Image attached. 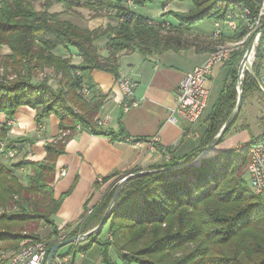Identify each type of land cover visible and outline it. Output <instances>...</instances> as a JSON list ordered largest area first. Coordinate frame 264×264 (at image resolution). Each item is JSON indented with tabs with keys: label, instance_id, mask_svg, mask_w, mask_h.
Segmentation results:
<instances>
[{
	"label": "trees",
	"instance_id": "1",
	"mask_svg": "<svg viewBox=\"0 0 264 264\" xmlns=\"http://www.w3.org/2000/svg\"><path fill=\"white\" fill-rule=\"evenodd\" d=\"M62 1L68 2V0ZM98 1H104L105 4L107 2L106 7L114 8L120 21L118 26L112 27L111 30L102 35H99L97 31L75 27L70 23L60 24L51 30L61 39L65 49L68 51H71V48L76 49V53L81 59L80 64H72L69 57L63 59L59 56L50 55L49 48L45 49L47 47L45 40L41 36H36L45 29L27 24H13V19L17 15L11 16L9 13L12 10L7 7L1 9L0 44L8 45L13 51L12 64L17 72V77L13 80L5 77L0 78V114H5L11 118L20 106L27 105L36 110L37 124H41L49 114H55L63 132L67 130L74 132L80 125L81 129L96 135L110 136L113 139L125 135V128L121 123L118 132L99 125V113L105 96L94 83L91 76L92 70H106L119 78L117 55L121 50L139 51L143 56L148 57L152 53L162 54L169 50L178 52L184 49L186 44H183L181 36V39H178L159 34L158 30L165 28L163 20H156V18L149 17L140 11V8L154 0ZM129 1H132V6ZM162 1L163 5H166L171 1L186 0ZM190 1L192 3L190 12L174 14L179 22L177 31L180 35H184L185 30H191L195 27L201 28L200 23L207 19L211 22L215 20L225 21L230 16L236 20V29L232 30L223 23L221 35H216V27L213 23L214 28L206 30L207 35L214 39L222 38L235 42L247 35L246 17L242 14L243 5L241 6L233 0ZM74 3L85 4L82 0ZM244 5L249 6L252 10L256 8V2L253 0H244ZM21 11L23 16L26 15L22 8ZM14 27L15 31L12 34L9 36L4 34L5 31H8L7 28ZM104 37L107 38L104 45L106 55L101 54L95 44L97 40ZM36 38L41 42L36 44L38 41ZM251 40L252 38H250ZM206 48L211 51L217 49L216 47L211 48L209 45ZM242 56V50L234 51L230 59L224 64V67H227V74L220 93L214 102L210 103L203 119L205 127L200 146L181 157L175 156L171 148L160 146L158 148L163 149L171 158L162 164H155L149 169L177 165L183 167L130 178L124 184L103 228L82 242L67 245L68 249L73 252L71 253L73 254V262H75L74 259L78 253L86 254L88 250L94 248L93 246H97L102 264H140L138 256L127 252L121 256V263L113 259L111 254L113 247L118 248V240L122 239L121 236L125 234L124 231L130 225H132L131 227L149 225L152 226L151 229H154L159 224L167 223L171 227V223H178V230L174 232L167 230L157 236L145 234L143 237L145 244L139 250L148 253L162 251L175 244L179 245L186 241L195 240V237L201 235V232L197 231V227L194 225L188 226L187 217L184 220L182 215L184 212H188L186 210L191 209L193 210L191 212L194 213L193 219H195L197 214L194 211L201 207L198 205L205 200H212L223 204L229 202L238 204V206L235 205L230 208L229 213L216 211L202 216L205 218L206 215H210L216 219L214 224L219 227L216 228V231L219 232L217 237L221 241L219 243L225 246L232 242L237 243L244 233H250L254 235L250 242L255 245L256 252L261 256L248 264H264V194H256L245 179V174L248 173L247 165L250 161V145L264 141V136L252 134L250 141L239 148L215 152L196 164L185 165L198 156L201 150L220 131L235 109L238 100V66ZM261 57V47H258L257 59L253 67V73L258 79L261 78L263 70ZM47 66L54 67L58 72H63L65 81L61 79L60 84L63 87L60 89L53 88L47 80L35 81V69ZM255 76L248 71L245 73L241 83L244 90L243 100L249 92L254 90L261 92ZM85 85L90 91L88 99L83 98ZM240 115L241 110L219 143H222L233 131H237L236 125ZM6 125L4 124L0 128V137L2 138L7 130ZM244 129L246 127L241 130ZM189 130H186L187 133ZM70 136L68 134L55 142L47 143V156L41 161L27 159L26 155L16 162H10V165L0 161V220L6 219L8 222L17 224H29L30 221L44 220L51 230L46 235V240L35 230L25 235L19 233L11 235L8 228H4L0 231V241L8 240L7 243L9 244L0 250L15 251L31 242L43 240L47 243L50 252V249L59 242L63 235L62 229L55 223L53 217L58 213L66 194L59 198L55 197L56 159L64 153V144ZM25 139L9 141L2 154L7 155L9 151L16 150L17 144L24 142ZM24 167L30 169L25 177V184L14 174L15 170ZM139 171L141 169L127 172L116 180L104 195L101 203L86 216L77 228L80 227L85 233L93 223L99 225L119 181L124 176ZM9 209L10 211H7ZM179 218L181 219L179 220ZM104 229H106L105 235L107 236L103 238ZM132 232L129 230L125 236H132L134 234ZM77 233L78 230L74 229L69 234H64V239L75 236ZM109 235L112 236V240ZM123 239L126 238L123 237ZM24 240H31V242L21 244V241ZM200 248L192 250L190 255L196 253L195 256L199 257L202 252L204 253L203 249ZM214 262V264H243L237 258V253L232 255L226 252L225 255L221 253L220 256H215ZM191 263L189 259L186 262L178 261L174 264Z\"/></svg>",
	"mask_w": 264,
	"mask_h": 264
},
{
	"label": "crops",
	"instance_id": "2",
	"mask_svg": "<svg viewBox=\"0 0 264 264\" xmlns=\"http://www.w3.org/2000/svg\"><path fill=\"white\" fill-rule=\"evenodd\" d=\"M209 51L204 47L200 49L193 46L188 50H169L148 57L139 51L120 56L117 62L119 75L131 76L136 83V104L127 112L118 103L121 91L117 76L106 70H92V79L105 96L99 113L100 121L105 120L102 126L116 132L120 129V123L125 128V135L117 139L96 135L81 127H77L74 132H63L59 127V119L53 113L37 124L36 110L27 105L20 106L11 118L0 114V128L7 124L5 136L0 137V161L4 157L3 147L9 141L26 138L17 144L15 155H20V158L26 155L27 159L41 161L47 156V143L70 134L64 144V153L56 159L55 197L66 195L53 218L63 235L74 229L80 234L82 230L77 226L85 220V211L95 209L123 174L136 169L148 170L155 164L165 162V153L158 147H169L175 156L181 157L200 146L203 121L191 127L180 119L172 121L169 117L176 105L179 83L188 71L203 62ZM124 58L128 60L125 63L122 61ZM221 71L219 68L215 70L214 76H210L211 88ZM89 96L90 91L83 92V98L88 99ZM108 116L111 119L106 121ZM188 129L193 133L188 134ZM155 136L159 140L152 148L146 141ZM126 137L140 141L141 146L127 141ZM250 139L247 131L231 133L215 151L239 148ZM62 171L65 173L62 174ZM96 226L93 223L87 230ZM84 255L86 258L87 254Z\"/></svg>",
	"mask_w": 264,
	"mask_h": 264
},
{
	"label": "rangeland",
	"instance_id": "3",
	"mask_svg": "<svg viewBox=\"0 0 264 264\" xmlns=\"http://www.w3.org/2000/svg\"><path fill=\"white\" fill-rule=\"evenodd\" d=\"M76 1L78 2V0H68V2L65 3L62 0H0V11L3 7L11 9L12 12L9 14L11 16H14V14L17 15V17H14L13 19V24H27L38 27L40 29H45V31H41L36 36H41V38L45 40V45L47 46L45 49L47 50V48H49L48 50L50 51V55L52 54V56H59L63 59L69 57L71 59L70 62L72 64H80L81 59L78 57L76 49L71 48V51L65 49L63 47V42L61 41V39H59V37H57L51 30L60 26V24L70 23L78 28L88 29L90 31H97L99 35H102L106 31L111 30L112 27L118 26L120 21L117 18L116 11L114 10V8L106 7L107 2L105 4L104 1L99 2L98 0H82V2L85 4L79 5L78 3H74ZM21 8L23 9V13H26V15H22ZM191 8L192 3L190 0L174 2L171 1L166 5H163L162 0H154L143 8H140V11H142L149 17L156 18V20H163V25L165 28L162 30H158V33L161 35L169 36L170 38H182L184 42L183 44H186L183 50H188L193 46L196 48H206L207 45H209L211 48H235L237 46L235 41H229L228 39L223 40L222 38L214 39L211 38V36L207 35L206 30H212L214 28L213 22L208 19L200 23L201 28L195 27L191 30H185L184 35H180L177 31L179 22L176 20V17H174V14L188 13L190 12ZM7 30L8 31H5L4 34L6 36H9L15 31V27L7 28ZM40 42L41 41L38 40L36 44ZM106 42V37L101 38L95 42V44L99 48V52L103 55H105L106 52L104 49V45ZM249 43L250 41L246 43L245 47H240L235 51L242 50L244 56V53ZM130 52H132L131 49L121 50L117 56L119 58L120 56L124 54H129ZM212 52L213 51L211 50L209 51L208 55L203 60V62L209 59L210 54ZM155 54L160 53H152L150 55ZM12 55L13 51L8 45L0 44V78L5 77L9 80H13L17 77V72L15 71L12 64ZM241 60L239 61V65L241 63ZM122 61L123 63H125L128 60L124 58ZM222 66L224 65H216L211 74L212 76H214L215 70H218L219 68L222 69L219 77H216L214 81L213 88H211V104L214 102V100L220 93V90L227 74V67ZM253 67L254 64L252 65V69ZM35 70V81L47 80L53 88L60 89L61 87H63V85L60 84L61 79L65 81L63 72H58L54 69V67L49 66L44 68L38 67ZM241 88V84L238 80V95ZM203 119L201 121H203ZM204 127L205 125H203L202 132L204 131ZM244 127H246V129L248 130H241ZM236 128L237 131H233L232 133L247 131L248 135L254 134L257 136H264V94L262 92L254 90L252 92H249L245 96L241 107V115L236 125ZM3 148H5V146ZM19 156L20 155L17 154L15 155V157L11 158L5 154L1 161L10 165V162H16L18 159H20ZM29 172L30 169L24 167L15 170L14 174H16L21 180V182L25 184V177ZM245 179L250 183V176L248 173L245 174ZM235 205L238 206L237 203L233 202L223 204L218 201L205 200L198 205L201 207L194 211L197 214V217L195 219H193L194 213L191 212L193 210H186L188 212L183 213V219L186 220L185 218L187 217V225L196 226L197 231L201 232V235L195 237V240H191L189 242L186 241L179 245L175 244L173 246L168 247V249H164L162 251L157 252L154 251L148 253L139 250L145 244V241L143 239L145 234L150 236H157L163 234L167 230L174 232L178 230V223H171V227H169L167 223H163L161 225L159 224L154 229H151L150 227L152 226L149 225H142L139 227H137V225L131 227L132 225H130V227L124 231L125 234L121 236L122 239L118 240V248L115 249V247L112 246V257L113 259H116L119 261V263H121V256L125 255L127 252L131 255L138 256L140 264H174L178 261L186 262L189 259L192 262L191 264H214L215 256H220L221 253L225 255L226 252L232 255H235L237 253V258L243 264L251 263L252 261L259 259V256H261L259 253L256 252L257 248L255 247V245H252V242H250L251 240H253L254 235H251L250 233L246 232L243 236H241L240 240L237 243L232 242L227 246L222 245L219 243L221 241H219L217 237L219 232L216 231V228L219 227L218 225L214 224V222L216 223V219H213V217H211L210 215H206L205 218L202 217L204 214L209 212L222 211L225 213H229L230 208H233ZM7 211H10V209ZM180 219L181 218H179V220ZM4 228H8L11 235H16L18 233L21 235H25L32 233L35 230L36 233L40 234L42 237H45L46 240V235L51 231L50 226L44 220L30 221L29 224H17L14 222H8L6 219L0 220V231H2ZM129 230H132V233L134 234L130 237H126L125 235L128 234ZM82 233L83 232H80V234ZM105 234L106 229L103 230V238L107 236ZM247 234H250L251 236ZM123 237H125L126 239H123ZM109 238L112 240L111 235H109ZM7 241L8 240L0 241V248H4L5 246H7L9 244L7 243ZM28 242H31V240L21 241V244H25ZM93 247L94 248L87 251L86 258L84 254L81 255V253H78L76 255V259H74L75 262H73L72 259V261H69V264H102L100 262V258L98 257V247ZM196 248L203 249L204 251V253L202 252L199 257L195 256L196 253L190 255V252ZM59 250L63 252L66 251V253H73L70 249H68V246H65Z\"/></svg>",
	"mask_w": 264,
	"mask_h": 264
},
{
	"label": "built area",
	"instance_id": "4",
	"mask_svg": "<svg viewBox=\"0 0 264 264\" xmlns=\"http://www.w3.org/2000/svg\"><path fill=\"white\" fill-rule=\"evenodd\" d=\"M233 1L241 4V6L243 5L242 14L246 17L247 35L241 41L236 42L237 46L235 45V48L217 47L210 54L208 60L195 66L186 73L177 88L176 105L172 109L169 117L170 120L178 121L180 119L191 127L198 124L205 116L210 105L211 87L209 80L214 67L218 64L224 65L236 49L245 47L246 43L250 41V38H253L255 35H257V40L253 49V59L250 62L251 66L256 62L258 47H261V64L263 70L259 80L260 86L264 89V0H253L256 2V8L254 10L244 5V0ZM129 4L132 6V1H129ZM213 23L216 27V35H221L223 23L232 30L237 27L236 20L231 16L225 21L215 20ZM117 85L121 91V97L118 103L123 111L127 112L131 106L136 104L134 100L136 83L130 76H122L117 79ZM83 92H88L87 86H85ZM110 119L111 116H108L106 121ZM104 122L105 120L99 121V125H103ZM77 127L80 129V125ZM190 131L188 134L193 133V131ZM125 139L134 143L136 146H141L140 141L130 137H126ZM158 140V137L155 136L146 142L149 146L155 148ZM249 152L250 161L247 165V172L250 176V186L256 194H264V141L252 143ZM15 153L16 150H11L7 153V156L13 158ZM64 173L65 171H62V174ZM91 212L92 208L85 211L86 215H89ZM64 238L65 235H62L59 241L64 240ZM48 252L49 248L45 241H34L15 251L0 250V264H45ZM81 255L83 254L81 253ZM72 259L73 254L58 250L52 264H69V261H72Z\"/></svg>",
	"mask_w": 264,
	"mask_h": 264
},
{
	"label": "water",
	"instance_id": "5",
	"mask_svg": "<svg viewBox=\"0 0 264 264\" xmlns=\"http://www.w3.org/2000/svg\"><path fill=\"white\" fill-rule=\"evenodd\" d=\"M256 40H257V35H255L252 40L250 41L244 56L241 60V63L239 65L238 68V78H239V82L242 83L243 82V78L245 73L248 71L250 72L253 76V69L251 66V62H250V55L253 52L254 46L256 44ZM255 79L257 80L259 87L261 89V92L264 94V89L260 86V80L255 76ZM243 96H244V90L243 88H241V90L239 91V95H238V100H237V104L235 109L233 110V112L231 113V115L228 117V119L226 120V122L224 123V125L222 126V128L220 129V131L213 137V139L201 150V152L198 154V156L193 159L191 162L185 164V165H189V164H196L198 162H200L204 157L208 156L209 154H213L215 153V148L220 144V139L221 137L224 135V133L230 128V126L233 124V122L235 121L237 115L239 114L241 107H242V103H243ZM165 161L170 160V155L167 154L165 151ZM183 167L182 165H177V166H169V167H162L159 169H153V170H141L139 172L136 173H130L129 175L124 176L118 183L117 189L114 193L113 198L111 199L109 206L106 210V212L103 215V218L101 220V222L99 223V225H97L95 228L82 233V234H77L75 236H71L69 238H66L62 241H59L58 243H56L51 249L50 252L48 254L47 260L45 262V264H52V261L57 253V251L69 244H74V243H79L82 242L84 240H86L87 238H89L91 235H93L94 233L100 231L103 226L105 225L108 216L115 204V202L117 201L121 190L123 189L124 184L133 177L139 176V175H143V174H147V173H153V172H157V171H165V170H169V169H175V168H181Z\"/></svg>",
	"mask_w": 264,
	"mask_h": 264
},
{
	"label": "bare ground",
	"instance_id": "6",
	"mask_svg": "<svg viewBox=\"0 0 264 264\" xmlns=\"http://www.w3.org/2000/svg\"><path fill=\"white\" fill-rule=\"evenodd\" d=\"M253 55H254V52L251 53L250 55V61L252 62V59H253Z\"/></svg>",
	"mask_w": 264,
	"mask_h": 264
}]
</instances>
